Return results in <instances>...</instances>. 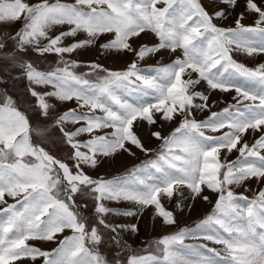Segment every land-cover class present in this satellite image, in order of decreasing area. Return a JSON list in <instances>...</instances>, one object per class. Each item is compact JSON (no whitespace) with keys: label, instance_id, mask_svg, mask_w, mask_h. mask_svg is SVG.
<instances>
[{"label":"snow or ice","instance_id":"obj_1","mask_svg":"<svg viewBox=\"0 0 264 264\" xmlns=\"http://www.w3.org/2000/svg\"><path fill=\"white\" fill-rule=\"evenodd\" d=\"M37 7L48 10L45 20L51 16L69 26L54 38L58 43L81 32L88 37L64 45L69 55L103 40L100 54L130 58L118 70L96 60L73 62L86 67L87 75L103 74L93 81L73 77L79 89L76 98L89 108L85 119L94 122L93 131L111 129L95 141L115 148L111 155L136 156L139 151L150 157L123 176L98 178L101 199L130 205L95 209L112 231L113 243L121 244L119 233L138 235L139 218L148 211L162 225L177 226L176 213L166 201H174L180 212L185 207L191 211L197 200L212 204L194 226L154 240L158 255H132L127 264H264V187H257L251 198L244 194L252 182L264 185V63L249 67L233 58V53L264 56V0H41ZM246 18L254 23L245 25ZM229 20L234 26H225ZM149 33L154 41H146ZM162 54L174 58L141 66L148 58L162 59ZM205 85L211 92L235 95L227 106L213 111L217 102L200 90ZM205 112L204 119L196 118ZM164 122L178 124L165 135L162 126L157 127ZM153 141L159 142L158 148L147 147ZM12 199L16 201V194ZM25 199L29 203L22 209L17 207L20 201L7 205L0 199L5 205L0 214L7 213L0 223V252L9 249V264H75L65 247L75 235L64 237L50 251L30 243L56 242L65 228L76 229L69 223L55 227L57 221L49 219L46 223L54 230L45 235L48 230L39 228V200L32 201L30 194ZM106 215L136 222L109 225L103 220ZM12 229L34 234L10 248ZM58 253L62 260L54 259ZM101 259L97 255V264Z\"/></svg>","mask_w":264,"mask_h":264},{"label":"rangeland","instance_id":"obj_2","mask_svg":"<svg viewBox=\"0 0 264 264\" xmlns=\"http://www.w3.org/2000/svg\"><path fill=\"white\" fill-rule=\"evenodd\" d=\"M204 2L208 3V0H204ZM243 2L244 0H241V3ZM27 10L29 9L27 8ZM27 16L28 15L24 16L25 20ZM34 17H37L38 20L37 25L33 24L32 21H28L24 25V28H29L33 26L35 31L33 30V28H31V31H34L36 35L33 37V39H35L34 42L36 41L40 42L39 47H41L44 41L43 40L44 33H41L40 31L42 29V24L44 23L45 20L42 17L41 11L38 13H34L31 20ZM45 23L46 25L50 26L49 28L50 31L46 30V32H51V30L53 29L56 30V32H63L61 31V29H57L59 28L58 24H55L54 26V23L52 21ZM243 23L245 25H250L253 24L254 21L251 18H246L244 19ZM22 24H24V21L20 23V25ZM63 26H61V28ZM225 26H234V24L231 20H229L225 23ZM0 29H5V28L0 27ZM19 31L20 30H18V32ZM65 31H67V28H65ZM0 32L2 31L0 30ZM24 32L27 31L25 30ZM43 32H45V30ZM147 38H145L146 41L148 40ZM68 39L73 40L75 38H68ZM83 39L84 41H86L88 40V37H86V35L81 36V40ZM5 40H4L5 43L4 42L0 43V85H2L1 87H3L4 85V87H6V89L9 90L5 92L3 88H0V105L5 104L10 113L12 109L15 110L12 111L13 121H18L19 123L22 121L21 128L24 135L21 134L19 137L18 130L16 128L12 129L11 127H9L11 132V135L9 134L10 136H7L6 133L3 132L5 131L3 130V128L5 127L2 124L3 123L6 124V121L4 120V118L6 119V117L5 114L1 112L2 106H0V116L4 115V118L1 117L3 122L2 124H0L2 126V128H0V162L8 163L10 161L15 160L17 156H19V154L21 153L22 149L25 148L28 149L32 147L35 152L37 151L36 149H38L37 153L40 159V164H41L40 166H42L41 168H43V170L41 169L42 174H40L42 179L38 182V185L36 186V189L39 188V190L36 191L37 194L39 193V195L36 197V200H39V212L37 215L40 216V221H44V223L42 222L40 223L39 227L41 228V226L45 224L50 218L55 219L57 221L56 226H59L61 225V223H64L63 221L64 219L70 221V213H71L73 215V219L79 231L77 234L76 243L72 241V243L65 246L68 247L66 255L68 254V252H73V255L76 258L78 253L79 258H76L74 260L81 262L80 264H97V255H99L102 258L99 261V264H127L129 256L145 255V253L143 254V252L148 251V249L145 248L146 242L144 241H146V239L143 238V236H141L142 233L136 235L137 239L140 240L136 245H132L130 249L128 248V250H126L127 249L126 247V249L124 250V248L120 246L118 247L116 246L115 243H112L113 241L111 242L109 237L105 233L103 234L100 232V231L103 232L102 224L100 223V216H98L99 218H97L94 213L95 197L93 196V194H96L95 193L96 190L93 188L95 186V182L96 184H99L98 178L106 179L109 177L111 178L115 177L116 175L114 174L115 172L120 171L121 168H123V166L125 167L127 165L132 164L134 162L133 161L134 159L137 158L136 160H138L139 158H141L140 157L141 153L140 156L136 155L133 157L128 155L127 153H125V156L121 154L120 156L117 155L118 157L117 159L115 157L112 160L113 162L110 161L111 167H107L104 170L102 168L103 166L102 167L99 166L98 169L97 168L95 169L94 167L86 168L85 166L89 167L94 163H96V161L91 159L90 156L91 154L88 155L89 151H84L82 147H81L82 151L86 152L87 154H82V155L79 154L81 152L79 150V147L81 144L86 145L85 148H90L89 145L95 146V144L93 143L96 142L95 138H90V137L99 135V131H93L94 124L89 123L87 120L84 121V118H81V116L79 115L76 116V115H72L71 113H74L73 111L75 110L78 111L80 105L82 109H87L86 111H90L89 108L86 106H82L84 102L82 99L78 100L76 98V93H71V96L73 98L69 99L68 102H64L63 105L58 106L56 104L59 103L57 102L58 99L57 98L55 99L54 96L51 95L54 92L56 93L57 91L54 89L53 85L45 83V81L38 76V74H40L42 77L45 76L42 72L47 71L46 72L47 74L45 73L46 75H50V73H54L56 75H63V76H67V78L71 79L72 81H73V77H79L81 80L87 79L89 81H93L97 79V75H103V74L100 73L97 75H87L88 69L86 67H84L83 65L78 66L73 62L79 60L81 62L96 60L109 69H111L110 67H112V69L118 70L125 67L130 62V58L124 57L116 53L102 55L98 51L99 43H97L92 47H81L77 51L69 55L67 52L65 53L63 51L59 52L58 50H53V52H48V53L47 52L41 53L39 50H36L29 45L25 47H21L18 43L19 38L15 34L5 37ZM233 58L238 62L244 63L246 66L249 67H255L257 64L264 62L263 61L264 56H260V57L258 56L259 63L256 64V62L254 61L256 60L255 57H248L242 53H233ZM147 61L148 59H146L144 62ZM38 69L43 71L40 72ZM49 71L50 73H48ZM26 76H28V84L30 85L26 83V78H27ZM30 88L33 89L32 92L34 91L39 92V94H41L44 97V99L49 98L50 101L56 104V109L62 110L72 104L71 107L72 109L70 110L71 113L66 111L64 114H62V112L60 113L58 110H55V112L53 113L46 114L45 111H42L38 107H36L37 105L36 99L32 95ZM73 88H75L77 92L79 91L77 90L78 88L77 86L75 87L71 86L70 90H73ZM200 90L204 91L205 94L208 95L210 94L209 93L210 90L207 88L206 85L203 86ZM12 92L15 95H13ZM230 98H232V96ZM221 99L217 98V100L215 99L213 101L222 102V105L224 104L225 106H227V103L231 102V99L229 100H223V98ZM73 104H76L77 107L73 108ZM38 106L40 107L39 104ZM212 109H214L213 111L220 110L217 104ZM51 111L52 110H50V112ZM206 115H208L207 112L203 114L197 113L196 118L204 119ZM69 120H70V124L68 123ZM68 124L70 127L67 126ZM89 124H91V127ZM172 124L174 123L164 122V125L163 124L161 125L165 135H167L169 131H171L169 127ZM161 126L157 125V127H161ZM100 131H104L102 132V134H104L105 131L109 132L111 131V129L105 128ZM89 133H91V135H89ZM68 135L71 136L70 141L68 140ZM1 136H3V138H1ZM21 136L24 137L21 138ZM251 138H252L251 136L248 137L249 141H251ZM158 143H159L158 141L152 142L147 146L150 149H156L159 146ZM96 144H100V143L96 142ZM102 145L104 147L105 146L109 147L108 144H102ZM92 151L95 152V150ZM20 156H22L24 159H27L29 161L31 160V158H34L33 155H31L28 150H24ZM112 156L114 155L111 156L109 155V157ZM233 157L235 159V156H232L231 158ZM129 158L131 159L129 160ZM106 160L108 161V159ZM2 165L6 166L4 164ZM14 183L17 182L16 181L9 182V184H14ZM250 187L251 190L245 191L244 194L251 198L254 195L256 188L264 187V185L258 186L255 184V182H252ZM0 188H2V186H0ZM241 190L244 191L243 189H240V191ZM12 194L13 193L11 194L7 193V195H4L2 197L0 196V199H6L7 205H12L16 201H20L18 206L21 205L22 199L24 197H16V201H14L12 199ZM206 194L209 193L206 192ZM215 198L216 197L214 195L211 196L212 203H214ZM53 199L64 202L66 207L69 209L68 211L70 213L63 211L64 209L61 208V204H59L57 201H54ZM99 199H101V197ZM105 202L111 203L112 201L105 200ZM165 203L167 205L169 204V206L170 205L174 206L175 208L174 201L172 203H168L166 201ZM187 203H191V201H188ZM3 207H5V205L0 204V208ZM211 208H212V204L206 203L204 201L202 205H200L198 202H195L194 206L191 208V211H189L188 207H185L184 209L187 212L184 213L180 212L178 209L175 208L176 216L178 219L181 220L178 221L177 226H171V228H169L168 233H174L178 231L180 227L194 226L196 222H198L200 219H203L211 211ZM45 211L49 213L51 212L53 213L54 211L55 214L49 217L48 215H43ZM3 215L4 214H0V223H3L5 221ZM156 220L158 221L159 219L153 217V221L156 222ZM181 221L183 222L182 225L180 224ZM94 225H95V230H93ZM163 227L164 226L160 227V229L162 231L166 230L163 229ZM141 230L142 229L140 228V231ZM162 231L157 232L155 234L156 237H154L153 240H158L159 236L161 237L164 234H168ZM63 233L64 234L62 235L59 234V236H57V238L59 239H56V242H47L46 244L43 241H35V242L41 244V245L39 244L40 246L37 245L39 248L50 251L51 249L57 247L56 243L59 242L61 238H64L68 235L70 236L68 231H65ZM30 235H32L31 232L23 233V236H30ZM97 237H102V242L99 244H97L96 242ZM19 238L20 240L22 239L21 233ZM188 240L189 241L186 240L187 243L192 242L190 241L191 239ZM19 246L20 245H15V246L10 245V248H17ZM154 246L155 245H153V247ZM140 247L144 248L145 250L140 249L138 251V248ZM210 247L218 248L219 246L213 245ZM71 248L75 250H72ZM154 249H156V247ZM117 253H119V255H117ZM5 254H7V258L10 261L11 256L9 249H5L3 252H0V258L4 257ZM59 257L60 254L58 253L57 256L54 257V259H60ZM9 261H7V264H9Z\"/></svg>","mask_w":264,"mask_h":264},{"label":"crops","instance_id":"obj_3","mask_svg":"<svg viewBox=\"0 0 264 264\" xmlns=\"http://www.w3.org/2000/svg\"><path fill=\"white\" fill-rule=\"evenodd\" d=\"M67 2H72V1L71 0H67ZM40 3H41V1H38V0H31V1H28V0H0V27H4L5 28V29H0L2 31V32H0V43H3V42L5 43V41H7V40H5V37H8V36H10L12 34H15L19 38L18 43H19V45L21 47H25V46L29 45V46H32L34 49L39 50L41 53L53 52V50H58L59 52L63 51L65 53L66 51L64 50V45L71 44L72 40L67 38L66 40H64V44L58 43L56 40H54V38L57 36L58 33H61V32H56V30H54V29L51 30V32H46V30L50 31V29H49L50 26L46 25L45 22H51L52 21L54 23V26H55V24H58L59 28H57V29H61V31H63V32H65V28L68 29L69 26L67 24H60V23L54 22L53 19L51 18V16H48V19L45 20L44 17L46 15H48V10L41 9V8L37 7V5H39ZM48 3L52 4V3H54V0H50V1H48ZM29 4L32 5V7L30 9L27 7V5H29ZM27 8L29 10H27ZM40 11L42 12V17L45 20L44 23L42 24V29L40 31L41 33H44L43 34V40L44 41H43L41 47H39L40 46V44H39L40 42H37V41L34 42L35 39H33V37L36 36V35H35V32H34L35 30H34L33 26L29 27V28H24V25L28 21H32L33 24L37 25V21H38L37 17H34L32 20H31V18L33 17L34 13H38ZM25 15H28L26 20L24 18ZM39 17H40V15H39ZM23 21H24V24L20 25V23H22ZM61 26H63V27L61 28ZM31 28H33L34 31H31ZM3 30H4V32H3ZM18 30H20V31L18 32ZM25 30L27 32H24ZM44 30H45V32H43ZM78 35L79 36L75 37V39H77V40H81V36H85V34H82V33H80ZM154 40H155V37L151 33H149L148 41H154ZM81 41H84V39L81 40ZM103 42L104 41L101 40L99 43H103ZM22 44H23V46H22ZM162 56H163L162 59L159 56L148 58V61L147 62H143L141 66L155 65L158 60L161 63H168V62H170L171 59L174 58V57L168 56L167 54H162ZM107 61H109V60H107ZM118 66H119V64H118ZM110 68L112 69V67H110ZM38 70L40 72L43 71V70H40V69H38ZM46 72L47 71H43L42 72L45 76L42 77L40 74H38V76L40 78H42V80H44L45 83L53 85L54 89L57 91L56 93L54 92L51 95L54 96L55 99L56 98L58 99L57 102H59V103H56L58 106L63 105L64 102H68L69 99H72L73 97L71 96V93H76L77 94V91H76L75 88H73V90H70L71 86L75 87L76 84H75L74 81H72L71 79L67 78V76L56 75L54 73H50V71L48 72V73H50V75H46L47 74ZM26 77H27L26 78V83L28 84V76H26ZM34 79H35V77H34ZM28 85H30V84H28ZM1 86L2 85H0V88H3V90H5V92L9 90V89H6V87H4V85H3V87H1ZM46 89H48V88H46ZM30 90H31L32 95L36 99V103H37L36 107H38L42 111H45L46 114L53 113V112H55V110H58L60 113L62 112V114H64L66 111L71 113L70 110L72 109L71 108L72 104L67 106L65 109H62V110L56 109V104L53 103L52 101H50L49 98L44 99V97L41 94H39V92H35V91L32 92V90H33L32 88H30ZM77 90H79V89L77 88ZM13 95H15V94L13 93ZM11 98H14V97H11ZM15 98H17V97H15ZM221 98L222 97H220V99ZM74 99H76V98H74ZM210 99L211 100H215V99L217 100V97L215 96V97L210 98ZM229 99L232 100V98H228L226 100H229ZM223 100H225V99L223 98ZM38 104L40 105V107L38 106ZM216 104H217V106H219L220 109L223 106H225L224 104L222 105V102H217ZM0 106H2L1 107L2 111L1 112L4 113L5 117H6V119H5L4 115L0 116V124H2V122H3L2 118H4V120L6 121V124H4V123L2 124L5 127V128H3V130H5L3 132L6 133L7 136H10L11 132H10V128L9 127H11L12 129L16 128L18 130V132H19V137H20V135L23 134V131H22V128H21L22 121L20 123L18 121H13V115H12L13 112L12 111H15V110L12 109V111L10 113L9 110L7 109V106L5 104L4 105L1 104ZM74 107H77V105L73 104V108ZM79 107L80 108H78L79 109L78 111L75 110V111H73L74 113H71V114L72 115H76V116L79 115V116H81V118H84V121H86L85 117L90 114V111H86L87 109H82L81 105ZM50 110H52V111L50 112ZM212 110H214V109H212ZM68 123L70 124V120L68 121ZM69 124L67 126H69ZM92 124H94V123H92ZM177 124H178V122H177ZM89 125L91 127V124H89ZM163 125H164V123H163ZM159 126H161V125H159ZM175 126H177L176 123L170 125V127H169L170 130L175 128ZM0 128H2L1 125H0ZM64 131H66V130H64ZM145 131H148L147 127L145 128ZM102 132H104V131H99V135H95V136L90 137V138H96V137H98L100 135H103ZM105 132H107V131H105ZM23 137L24 136H21V138H23ZM1 138H3V136H1ZM21 138H20V140H21ZM70 139H71V136L68 135V140L70 141ZM4 140H6V139H4ZM153 142H157V141H153ZM91 143H92V141H91ZM91 143H88V144H91ZM93 143L95 144V146L89 145L90 148H85L86 145H82V144L79 147V150L81 151L79 154H81V155L82 154H87L84 151H89L88 155L91 154L90 155L91 159L96 161V163H94L93 165H91L89 167L85 166L86 168L94 167L95 169L96 168L98 169L99 166L102 165L103 166V170H104L107 167H111L110 166V161L113 162L112 160L115 157L117 159L118 158L117 155L120 156V154H121V155L125 156V153L117 152L114 156L109 157V155L111 156V152L115 151L114 150L115 148H113L111 145H109V147H106V146L104 147L102 144H96V142H93ZM158 145H159V143H158ZM81 147L84 149V151H82ZM24 150H28L30 152V154L33 155L34 158H31V160L29 161L27 159H24L22 156H20ZM36 150L38 151V149H36ZM92 150H95V152H93ZM37 151L35 152L32 147L28 148V149L25 148V149L21 150V153L19 154V156H17V158L15 160L10 161L8 163H5V162L1 163L0 162V186H2V188H0V196L2 197L4 195H7V193H10V194L14 193V194H16V197H24L22 199V204L18 206L19 209H22L25 204L29 203V201L27 199H25V196L30 194L32 201H37L36 197L39 195V193L38 194L36 193V191L39 190V188L36 189V186L38 185V182L42 179L40 174H42L41 173V169L43 170V168H41L42 166H40L41 164H40V159H39ZM105 152H107L109 154L105 155ZM136 155L140 156V152L137 151ZM140 157L141 158H139L138 160H136L137 158L134 159L133 160L134 162L132 164L127 165L125 167L123 166V168H121L120 171L115 172L114 173V174H116L115 177L118 176V175L119 176H123L126 173V171L130 170L134 165H137V164L141 163L142 160L145 161L148 158H150V157H148V156H146V155H144L142 153H141ZM105 158L108 159V161ZM130 159L131 158H129V160ZM232 159H234V157ZM2 164L6 165V166H3ZM103 173H100V174H103ZM117 173H120V174H117ZM109 178H111V177H109ZM95 180H97V179H95ZM12 181H16L17 183L9 184V182H12ZM99 187H100V185L96 184V182H95V186L93 187L96 190V192H95L96 194H93V196L95 197L94 210L97 209L100 206H103V207H106V208H127V207H130V205L127 204L126 202H121V203H116V202L113 203V202H111L110 203V202H105V200H110V199H107V198L99 199L101 197V193L97 190ZM8 189H9V191H8ZM237 191H240V189H237ZM53 200L57 201L59 204H61V208L64 209L63 211H66V212L70 213L68 211L69 209L66 207L64 202L59 201V200H55V199H53ZM166 206L175 211L174 206H171V205L169 206V204L168 205L166 204ZM184 212H187V211L184 209L183 213ZM53 213L55 214L54 211H53ZM94 213H95L96 217L99 218L95 211H94ZM143 217H145V218H143ZM3 218L5 220L7 219V213H4ZM50 219H53V218H50ZM184 219H185V217H184ZM103 220H106L109 225L114 224V223L136 222L134 219L133 220H128V219H126L124 217H119V216H115V215H106V216L103 217ZM177 220L180 221L181 219L177 218ZM63 221H64V223L71 224L72 227L76 229L75 233L70 228H65V230L63 231V232L68 231L70 236L75 235L76 239L73 242L76 243L77 234H78L79 229L76 226V223H75V221L73 219V215L70 213V221L67 220V219H64ZM41 222L44 223V221H41ZM143 222H145V223H143ZM100 223L102 224L103 232L100 231V230L99 231L101 233H103V234L105 233L109 237L110 241L112 242L113 239H114L112 231H110L107 227H105L103 225V222L101 221V219H100ZM180 224L182 225L183 222L181 221ZM184 224H186V223H184ZM59 226H61V225H59ZM59 226L55 225V227H59ZM162 226H164L163 229H166V230H163V231L165 233H168L169 232V228H171V226L162 225L160 220H158L156 222L153 221V216H152V213L150 211L146 212L145 215H143L142 217L139 218V228L142 229L141 231H139V234L142 233L141 236H143V238L146 239V241H144V242H146V245H145L146 247L145 248L148 249V251H144L143 254L144 253H145V255H147L149 253L154 254V255H158L159 254L158 251H157V248L154 249L156 247V245L153 243V241H154L153 239H154V237H156L155 234L157 232L162 231L160 229V227H162ZM45 229L48 230L47 232H45V235L50 234V232L52 230H54V228L52 226L48 225L47 223L43 224L41 226V228H40V230L42 232ZM63 232L59 233V234L62 235V234H64ZM31 233H32V235L34 234V232H31ZM59 234H57V236H59ZM19 236H20V233H18L15 229H12L9 232L8 239L12 241L11 245H14V246L15 245H21L25 241V239L27 238V236H23V234H22V239L20 240ZM57 236H56V239H59V238H57ZM144 236H146V237H144ZM118 238L121 240V244L119 246L124 248V250L126 249V247H127L126 250H128V248L130 249V247L132 245H136L138 243V241H140V240L137 239L136 234H133V233H119L118 234ZM158 238H160V236ZM63 239L64 238H61V240H63ZM187 241H189V240H187ZM190 241H192V240H190ZM192 242H194V241H192ZM195 242L198 243V242H201V241H195ZM30 243H33V244H36V245L40 244V243L35 242V241H30ZM46 243L47 242H45V244ZM206 243H208V242H206ZM139 245H142V244H139ZM153 245H155V246L153 247ZM209 246H213V244L209 243ZM66 249H68V247H66ZM71 249L75 250L73 248H71ZM140 249L143 250L144 248L140 247V248H138V251ZM67 256L70 259L79 258L78 253H77V257L75 258V256L73 255V252H68ZM59 258L61 260L63 259V257H61V256ZM2 259H4L5 264H7V261H9L8 258H7V254H5V256L2 257ZM74 261H75V264H80L81 263V262H78L76 260H74Z\"/></svg>","mask_w":264,"mask_h":264},{"label":"bare ground","instance_id":"obj_4","mask_svg":"<svg viewBox=\"0 0 264 264\" xmlns=\"http://www.w3.org/2000/svg\"><path fill=\"white\" fill-rule=\"evenodd\" d=\"M230 24H231V23H230ZM147 39H148V38H147ZM147 41H148V40H147ZM259 57H260V56H259ZM255 59H256V60H254V61L256 62V64L259 63V62H258V56L255 57ZM259 59H260V58H259ZM263 59H264V58H263ZM263 59H262V60H263ZM252 61H253V60H252ZM254 61H253V62H254ZM263 61H264V60H263ZM261 62H262V61H261ZM263 63H264V62H263ZM209 93H210V94H209V95H210V98H213V97L216 96L217 98L222 97V98H224L225 100L228 99V98H230L231 96H234V95H235V92L231 93V95H228V94H221V93H218V92H211V91H210ZM212 101H213V100H212ZM251 139H252V138H251ZM102 163H103V162H102ZM100 167H102V165H101ZM102 168H103V167H102ZM196 202H198L200 205L203 204V201H200V200H197ZM198 209H199V208H198ZM200 209H201V208H200ZM156 221H157V220H156Z\"/></svg>","mask_w":264,"mask_h":264},{"label":"flooded vegetation","instance_id":"obj_5","mask_svg":"<svg viewBox=\"0 0 264 264\" xmlns=\"http://www.w3.org/2000/svg\"><path fill=\"white\" fill-rule=\"evenodd\" d=\"M31 127V126H30ZM31 129V128H30ZM29 132V131H28Z\"/></svg>","mask_w":264,"mask_h":264}]
</instances>
